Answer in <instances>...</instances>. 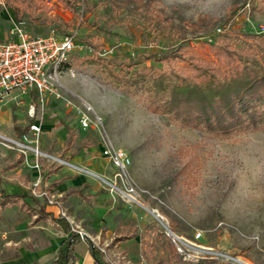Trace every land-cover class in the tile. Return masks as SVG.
<instances>
[{
  "label": "rangeland",
  "instance_id": "obj_1",
  "mask_svg": "<svg viewBox=\"0 0 264 264\" xmlns=\"http://www.w3.org/2000/svg\"><path fill=\"white\" fill-rule=\"evenodd\" d=\"M71 1L75 13L57 0H0V41L8 40L18 23L33 36L73 35L77 49L58 73L59 89L74 103H89L102 127L81 130L76 110L62 99L13 93L0 102V113L7 117L0 135L13 134L8 120L13 111L18 124L39 125L43 155L39 170L32 153L18 168L5 171L20 151L0 140V174H9L48 211L65 218L106 264H169V259L264 264V130L221 138L183 126L149 111L141 92L118 87L102 66L86 59L96 51L91 45L96 46L101 56L120 64L114 68L118 72L136 52H158L181 42L208 59L205 41L214 40L217 28L256 33L264 25V0H229L226 9L219 0H201L195 7L179 0ZM66 126L75 132L72 148H79L73 158L70 150L64 151ZM85 142L88 147H81ZM105 148H121L130 156L127 181L135 189L133 196L116 190H123L126 180L104 157ZM28 171H37L42 180L46 176L47 184L39 189L46 190L45 198L32 194L35 179L25 177ZM62 177L68 179L55 186ZM83 182L88 183L83 189L88 200L62 197ZM164 225L179 239L182 252ZM52 226L48 220L43 230ZM75 250L81 258L83 245Z\"/></svg>",
  "mask_w": 264,
  "mask_h": 264
},
{
  "label": "trees",
  "instance_id": "obj_2",
  "mask_svg": "<svg viewBox=\"0 0 264 264\" xmlns=\"http://www.w3.org/2000/svg\"><path fill=\"white\" fill-rule=\"evenodd\" d=\"M57 1L70 12L78 11L71 0ZM205 42L211 56L208 59L193 54L188 44L181 42L176 47L166 46L158 52H136L118 72L114 68L120 64L101 56L96 46L91 45L96 51L86 59L89 64L102 66L118 87L132 94L141 92L149 111L170 116L183 126L203 128L221 138L264 130V32L232 33L228 30ZM12 120L17 137L27 132L29 124L17 125L15 115ZM68 133L67 145L73 139L71 128ZM72 193L83 196L81 188L72 189L67 194ZM23 197L0 190V207L22 201ZM20 206L29 213L34 211L24 201ZM42 213L43 209L36 212L39 217H43ZM57 221L69 235L48 264H73L74 246L81 240V235L64 219ZM85 240L94 262L106 264L89 240ZM173 251L176 256V250ZM168 261L169 264H184L180 259L179 263Z\"/></svg>",
  "mask_w": 264,
  "mask_h": 264
},
{
  "label": "built area",
  "instance_id": "obj_3",
  "mask_svg": "<svg viewBox=\"0 0 264 264\" xmlns=\"http://www.w3.org/2000/svg\"><path fill=\"white\" fill-rule=\"evenodd\" d=\"M216 31L220 33L221 29L217 28ZM263 32L264 25H260L256 33ZM76 49V42L71 34L57 36L51 33L45 36H33L21 23L15 24L9 39L0 41V102L13 93L18 96L35 94L39 100L44 96L62 99L66 106L70 105L76 110L78 127L81 130L91 128L100 130L102 119L94 113L92 106L84 100L72 102L59 89L58 73ZM33 114L34 105H31L30 117ZM39 133V125L33 122L29 124L27 132L21 134L19 138L0 135V140L16 147L23 154L34 153L36 157L34 167L39 170L38 157L43 155L38 149ZM102 153L116 170V175L126 180L124 189L116 188V190L126 196H133L135 189L127 181V170L131 163L128 153L121 148H105ZM40 184L41 179L36 178L33 182L32 194L44 197L46 191L39 192ZM168 232L177 250L182 252L179 239L170 230Z\"/></svg>",
  "mask_w": 264,
  "mask_h": 264
},
{
  "label": "crops",
  "instance_id": "obj_4",
  "mask_svg": "<svg viewBox=\"0 0 264 264\" xmlns=\"http://www.w3.org/2000/svg\"><path fill=\"white\" fill-rule=\"evenodd\" d=\"M24 98H36L35 94L23 96ZM12 115H15L13 111H11L9 116V121L11 123L12 135L8 136L19 138L15 135L13 131V120ZM16 116V115H15ZM7 117L3 116L0 113V123L3 125L6 123ZM15 123L20 126H25L17 123V118ZM2 125V126H3ZM68 128H71L73 139L67 145L69 141V133ZM75 140V132L72 127L66 126V139L64 142V151H69V158H73L79 148H72V145ZM88 143L85 142L81 147H88ZM32 154V152H27L23 154L21 152L18 153L17 159L8 164L3 168L5 171H10L18 168L25 160L28 158V155ZM52 159L55 157L50 156ZM58 159V158H57ZM59 163V160L53 159ZM59 166L52 169V173H55ZM37 172V171H36ZM36 172L33 173L28 171L29 174H26V178L31 176V179L37 178ZM50 175V174H49ZM45 178L41 179V184L39 188H42V184H47L45 182ZM68 179V178H66ZM65 178H59L54 181L55 186H62L66 181ZM12 177H9V174L2 173L0 174V190H2L6 194H15L24 196L22 201L26 202L31 209H34L33 213H29L21 208L20 203L22 201H18L17 203H11L6 206L0 207V264H12L13 260H18L14 262L25 263V264H48L51 259L54 258L58 247L61 245L62 241L68 237L64 229L63 225L57 221V219H64V221L69 225L68 221L65 218L55 216L51 211H48L46 206L41 205L40 202L33 197L31 194L27 193L24 187L15 182ZM34 180V181H35ZM33 181V182H34ZM33 185V184H32ZM88 187L87 182H83L79 185H74L65 190L62 197L67 198L72 195H77L79 197L85 198L88 200V193H83V189ZM33 188V187H32ZM76 188H81V192L83 196H80L76 193L67 194L68 191ZM46 191V190H44ZM45 198V196H44ZM50 201V200H49ZM51 202V201H50ZM43 209L42 214L43 217H39L36 212ZM50 220L53 224V228L48 230H43V226L47 221ZM59 226L61 228L60 232L57 231L55 226ZM70 226V225H69ZM133 236V235H132ZM86 238L81 235V240L77 242L74 246V257L75 261L73 264H96L92 257L91 251L89 249L88 242L85 240ZM88 239V238H87ZM83 245V251L80 254L81 258L76 254L75 248L79 245ZM13 262V263H14Z\"/></svg>",
  "mask_w": 264,
  "mask_h": 264
},
{
  "label": "clouds",
  "instance_id": "obj_5",
  "mask_svg": "<svg viewBox=\"0 0 264 264\" xmlns=\"http://www.w3.org/2000/svg\"><path fill=\"white\" fill-rule=\"evenodd\" d=\"M179 2L181 4H187L190 7H195L199 4H201V0H179ZM219 4L223 7V8H227L228 4H229V0H219ZM201 12L205 11L204 7H201L200 9Z\"/></svg>",
  "mask_w": 264,
  "mask_h": 264
},
{
  "label": "water",
  "instance_id": "obj_6",
  "mask_svg": "<svg viewBox=\"0 0 264 264\" xmlns=\"http://www.w3.org/2000/svg\"><path fill=\"white\" fill-rule=\"evenodd\" d=\"M164 226H165V225H164ZM165 227H166V226H165ZM166 228H167V230H169L168 227H166Z\"/></svg>",
  "mask_w": 264,
  "mask_h": 264
},
{
  "label": "bare ground",
  "instance_id": "obj_7",
  "mask_svg": "<svg viewBox=\"0 0 264 264\" xmlns=\"http://www.w3.org/2000/svg\"><path fill=\"white\" fill-rule=\"evenodd\" d=\"M243 264H246V263H243Z\"/></svg>",
  "mask_w": 264,
  "mask_h": 264
}]
</instances>
